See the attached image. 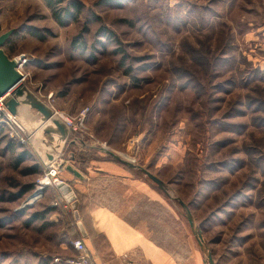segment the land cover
Here are the masks:
<instances>
[{"label": "rangeland", "instance_id": "1", "mask_svg": "<svg viewBox=\"0 0 264 264\" xmlns=\"http://www.w3.org/2000/svg\"><path fill=\"white\" fill-rule=\"evenodd\" d=\"M79 1V18L61 24L47 0H0V35L14 29L2 47L28 58L25 82L75 120L72 138L88 145L77 151L104 157L90 144L104 142L165 180L217 264H264V0ZM34 154L0 123V264H69L77 220L56 185L29 202L43 174L27 172ZM128 171L147 193L133 219L177 257L205 259L178 200ZM101 179L64 181L88 207L90 186L108 188Z\"/></svg>", "mask_w": 264, "mask_h": 264}, {"label": "crops", "instance_id": "2", "mask_svg": "<svg viewBox=\"0 0 264 264\" xmlns=\"http://www.w3.org/2000/svg\"><path fill=\"white\" fill-rule=\"evenodd\" d=\"M31 111L34 119H37L34 115L36 111ZM49 150L51 151L50 148ZM94 163L97 166L89 168V174L82 172L85 176L83 180L66 169L60 176L62 180L74 182H92V178L95 177L98 180L104 178L109 182L107 188L109 190L106 189L104 192L94 190L89 183L90 203L84 211L91 229L96 233L95 236L89 235L81 215L80 222L83 227H80L77 221L79 234L89 248L93 264H204V259L196 251L185 259L177 257L173 251L150 236L146 226L133 219L132 215L137 210L136 204H133L136 201L134 198L139 199L147 194L142 187L144 184L142 179L130 177L128 169L117 162L105 160ZM93 172L95 176L91 175ZM73 187L75 190H81L76 184H73ZM149 194L146 196L160 201L157 193ZM110 196L109 201L107 198ZM113 196L121 198V201L126 199V202L118 205L114 203L117 200H112ZM130 198L132 202L128 203L127 200ZM73 252L78 255L76 250Z\"/></svg>", "mask_w": 264, "mask_h": 264}, {"label": "water", "instance_id": "3", "mask_svg": "<svg viewBox=\"0 0 264 264\" xmlns=\"http://www.w3.org/2000/svg\"><path fill=\"white\" fill-rule=\"evenodd\" d=\"M13 32L14 29H10L0 35V99L3 98V104L5 107L25 129L26 134L30 136L33 148L42 163L48 165L59 157L65 156L70 145L77 144L78 141L82 142L83 145L87 144L85 141L81 139L79 140L78 137L72 138V129L66 124L62 116L58 115L48 103L36 95L28 84L23 81V74L17 69L18 62L23 58V55H17L16 57L11 58L2 47ZM27 109L30 111V114L27 113ZM31 110L36 111V114L34 115L37 116V119H34ZM67 142L68 145L66 146ZM100 149L106 153H110L121 163L133 169L142 171L154 183H156L168 197L177 199L185 211L186 218L199 245L201 246V249L206 253L204 264H217L212 250L204 239L202 229L197 225V221L190 206L183 199L171 194V188L165 180L155 175L143 165L132 162L118 153H115L111 149H105L102 147ZM69 158L71 160L75 158V153L73 151L69 152ZM60 166H64L66 170L81 180L85 178L84 174L74 166L73 163H68L66 165L60 163ZM56 186L70 201L74 217L78 221L80 227H83L80 222V200L76 197L74 189L64 180L57 181ZM83 231L85 232L84 229Z\"/></svg>", "mask_w": 264, "mask_h": 264}, {"label": "built area", "instance_id": "4", "mask_svg": "<svg viewBox=\"0 0 264 264\" xmlns=\"http://www.w3.org/2000/svg\"><path fill=\"white\" fill-rule=\"evenodd\" d=\"M27 60L28 58L23 57L18 62V67H17L19 72L23 74V81H26L29 76V73L24 69V65L26 64ZM49 97H52V93L49 94ZM48 104L55 110V108L51 103ZM56 113L58 115H61L57 111ZM85 114H86V110H83V112L80 113L79 116L80 121L84 119ZM61 116L63 120L66 122V124L69 127H71L72 132L76 133L78 130V124L75 122V120L71 119L70 117H66L63 115ZM0 123H3L10 128V132L12 136L18 138L25 145H28L30 147L32 146L33 148V145L30 140V136L26 134L25 129L16 121L14 115H12L11 112L5 107V105L3 104V98L0 99ZM90 144L92 146H96L100 151H102L100 149L101 147L105 149H110V147L104 142H98V145L93 144L92 142H90ZM82 146L88 147V145H83V144ZM121 156L136 163L135 158L130 157L126 153H121ZM64 157L65 156H61L57 160L53 161L48 165L43 164L44 165L43 174L37 180V183L35 185V191L29 198L30 203L41 198L43 195V191L47 187L55 186L57 181L62 180L58 177L57 173H59V169L64 167V166H60V163H63V165H65ZM71 245L78 252V255L73 258H67V262L69 264H93L91 253L84 239L82 238L73 239Z\"/></svg>", "mask_w": 264, "mask_h": 264}, {"label": "trees", "instance_id": "5", "mask_svg": "<svg viewBox=\"0 0 264 264\" xmlns=\"http://www.w3.org/2000/svg\"><path fill=\"white\" fill-rule=\"evenodd\" d=\"M47 1L49 3L50 7L53 10L55 18L61 24H66L67 22H69L71 20L78 19L80 14L82 13V11L84 9L83 3L81 1H79V0H69V1H66V0H47ZM70 146H72V147L71 148L69 147L70 149L68 148L69 150L66 151L65 155L69 154L70 151H73L75 153V158L73 160H71L70 158L69 159L72 161L71 163H73V165L76 166L81 172H86V169L90 165V163H92V162H100L101 160L107 158V156H109L112 161L117 162L118 164H121L122 166H125L129 170H137V169H133V168L121 163L116 158H114L110 153H106V152L101 151V153L103 152V154H105L104 157L102 155H100L97 151H94V153L91 152L89 154H85V153H81V152L77 151L76 147H75V144H72ZM28 152H29L28 150H24L23 152L20 153V155L21 156L23 155L25 157L28 154ZM35 157L37 159L36 164L34 165V167H32L29 170H27V172H30V173H34L35 172V173H37L39 171V169L40 170H41V168L43 169L44 165H43L42 161L40 160V158L38 157L37 154L35 155ZM32 189H33V185H27L24 188V190L22 191V193L23 192H29ZM22 195L23 194H21V196ZM78 196L81 199V194L80 193H78ZM187 204L189 205V203H187ZM85 206L86 205L83 204V202L81 200L80 206H79V212H80L81 218L83 219L84 224H85V226H86V228H87V230L89 232V235L91 237H94L96 233L91 229V226L88 223V220H87V217H86L85 211H84ZM73 226H74V229L78 228L77 226H75V221H74V225ZM77 235L78 236L76 238H81V236L79 234V231H78Z\"/></svg>", "mask_w": 264, "mask_h": 264}, {"label": "bare ground", "instance_id": "6", "mask_svg": "<svg viewBox=\"0 0 264 264\" xmlns=\"http://www.w3.org/2000/svg\"><path fill=\"white\" fill-rule=\"evenodd\" d=\"M27 111V110H26Z\"/></svg>", "mask_w": 264, "mask_h": 264}]
</instances>
